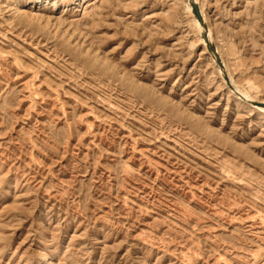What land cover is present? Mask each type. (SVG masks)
I'll return each instance as SVG.
<instances>
[{
	"label": "rangeland",
	"instance_id": "rangeland-1",
	"mask_svg": "<svg viewBox=\"0 0 264 264\" xmlns=\"http://www.w3.org/2000/svg\"><path fill=\"white\" fill-rule=\"evenodd\" d=\"M0 264H264V0H0Z\"/></svg>",
	"mask_w": 264,
	"mask_h": 264
},
{
	"label": "water",
	"instance_id": "water-1",
	"mask_svg": "<svg viewBox=\"0 0 264 264\" xmlns=\"http://www.w3.org/2000/svg\"><path fill=\"white\" fill-rule=\"evenodd\" d=\"M193 10H194L196 16L198 17L199 21L203 24V19H202V16H201V12H200V10H199V8H198L196 3H193Z\"/></svg>",
	"mask_w": 264,
	"mask_h": 264
},
{
	"label": "bare ground",
	"instance_id": "bare-ground-1",
	"mask_svg": "<svg viewBox=\"0 0 264 264\" xmlns=\"http://www.w3.org/2000/svg\"><path fill=\"white\" fill-rule=\"evenodd\" d=\"M195 3H196V1H195ZM189 9H192V7L190 8L189 7ZM201 16H202V18H203V16H204V14H203V11H201ZM204 19V18H203ZM205 21V20H204ZM196 23H197V26L199 27V29L201 30V29H203V27H202V25H201V23H200V21L198 20V18H196ZM202 31V30H201ZM209 38H211V34H209ZM233 84V83H232ZM241 93H243V92H241Z\"/></svg>",
	"mask_w": 264,
	"mask_h": 264
}]
</instances>
